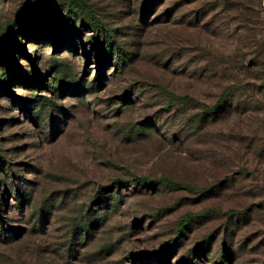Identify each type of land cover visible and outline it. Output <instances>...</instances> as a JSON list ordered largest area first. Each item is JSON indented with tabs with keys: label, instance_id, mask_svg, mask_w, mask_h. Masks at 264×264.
I'll return each instance as SVG.
<instances>
[{
	"label": "rangeland",
	"instance_id": "obj_1",
	"mask_svg": "<svg viewBox=\"0 0 264 264\" xmlns=\"http://www.w3.org/2000/svg\"><path fill=\"white\" fill-rule=\"evenodd\" d=\"M243 2L0 0V264H264Z\"/></svg>",
	"mask_w": 264,
	"mask_h": 264
},
{
	"label": "trees",
	"instance_id": "obj_2",
	"mask_svg": "<svg viewBox=\"0 0 264 264\" xmlns=\"http://www.w3.org/2000/svg\"><path fill=\"white\" fill-rule=\"evenodd\" d=\"M244 2H245V0H244ZM243 2V3H244ZM32 7V6H31ZM34 7H35V5H34ZM26 9L27 8H24V9H22V11L20 12V15H19V17L12 23V31H13V29H16L18 26H19V24L23 21V19H24V16H25V12H26ZM144 9V8H143ZM96 42V40H94V43ZM108 45H110V44H108ZM106 46V45H105ZM104 47V46H103ZM101 48H102V46H101ZM262 81H264V75H263V78H262ZM0 221H2L1 219H0Z\"/></svg>",
	"mask_w": 264,
	"mask_h": 264
}]
</instances>
